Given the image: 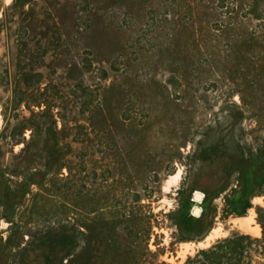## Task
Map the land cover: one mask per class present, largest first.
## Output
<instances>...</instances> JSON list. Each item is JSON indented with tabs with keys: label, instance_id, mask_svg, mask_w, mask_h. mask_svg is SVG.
Masks as SVG:
<instances>
[{
	"label": "rangeland",
	"instance_id": "rangeland-1",
	"mask_svg": "<svg viewBox=\"0 0 264 264\" xmlns=\"http://www.w3.org/2000/svg\"><path fill=\"white\" fill-rule=\"evenodd\" d=\"M240 239L264 264V0H0V264Z\"/></svg>",
	"mask_w": 264,
	"mask_h": 264
},
{
	"label": "trees",
	"instance_id": "trees-1",
	"mask_svg": "<svg viewBox=\"0 0 264 264\" xmlns=\"http://www.w3.org/2000/svg\"><path fill=\"white\" fill-rule=\"evenodd\" d=\"M243 239L229 240L203 251V259L190 260L191 264H239L244 250Z\"/></svg>",
	"mask_w": 264,
	"mask_h": 264
},
{
	"label": "bare ground",
	"instance_id": "bare-ground-1",
	"mask_svg": "<svg viewBox=\"0 0 264 264\" xmlns=\"http://www.w3.org/2000/svg\"><path fill=\"white\" fill-rule=\"evenodd\" d=\"M177 178H178V175L175 177V180H176ZM200 200H201V196H200V195H197L195 201H196V202H199ZM198 213H199V210L196 209V210H195V214H198Z\"/></svg>",
	"mask_w": 264,
	"mask_h": 264
},
{
	"label": "water",
	"instance_id": "water-1",
	"mask_svg": "<svg viewBox=\"0 0 264 264\" xmlns=\"http://www.w3.org/2000/svg\"><path fill=\"white\" fill-rule=\"evenodd\" d=\"M196 197H197V194L194 195V198H196Z\"/></svg>",
	"mask_w": 264,
	"mask_h": 264
}]
</instances>
